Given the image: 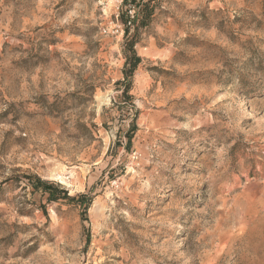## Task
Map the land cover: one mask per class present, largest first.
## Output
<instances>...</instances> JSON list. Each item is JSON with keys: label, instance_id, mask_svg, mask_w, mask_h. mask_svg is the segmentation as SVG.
I'll return each instance as SVG.
<instances>
[{"label": "rangeland", "instance_id": "374dc122", "mask_svg": "<svg viewBox=\"0 0 264 264\" xmlns=\"http://www.w3.org/2000/svg\"><path fill=\"white\" fill-rule=\"evenodd\" d=\"M121 1L0 0V264H264V0H159L131 99Z\"/></svg>", "mask_w": 264, "mask_h": 264}, {"label": "trees", "instance_id": "16d2710c", "mask_svg": "<svg viewBox=\"0 0 264 264\" xmlns=\"http://www.w3.org/2000/svg\"><path fill=\"white\" fill-rule=\"evenodd\" d=\"M158 1L159 0L121 1L122 6L119 21L123 25L124 42L122 52L124 55V64L122 68L123 80L120 81V84L123 85L122 94L127 99H131V96L128 93L131 86L130 79L141 60L134 48L136 42L138 41L139 30L149 24L154 10L158 5ZM123 8L126 9L123 10ZM129 11H132V13H129ZM131 29L133 32L130 33ZM121 108L122 106L119 107V110ZM133 128L134 124H132V127L126 133L127 145L131 142V132L133 131ZM34 182V186L37 189H40L44 194H47V200L49 202L61 200L62 202L68 204L75 203L81 209L80 216L82 222L84 223L87 220L86 212L92 201L90 195L86 193L69 195L67 190L62 188L59 184L40 179L37 176L34 177Z\"/></svg>", "mask_w": 264, "mask_h": 264}]
</instances>
